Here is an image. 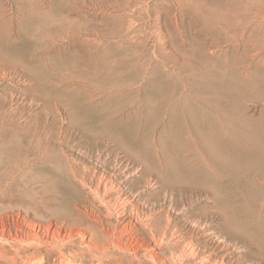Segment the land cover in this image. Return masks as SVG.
<instances>
[{
  "label": "rangeland",
  "instance_id": "1",
  "mask_svg": "<svg viewBox=\"0 0 264 264\" xmlns=\"http://www.w3.org/2000/svg\"><path fill=\"white\" fill-rule=\"evenodd\" d=\"M91 3L98 19L102 9L118 6ZM226 3L219 11L204 0H125V18L115 13L103 25L110 29L109 43L101 45L104 55L94 63L105 67L86 66L85 74L63 67L60 93L67 100L60 114L43 113L36 121L18 89L26 83L9 94L1 86L0 95L7 97H0V127L40 122V127L125 130L134 154L154 171L164 167L178 184L197 186L201 206L214 212L215 224L242 236L247 252L255 255L257 244L249 238L264 241V2ZM101 28L95 37L104 36ZM74 82L92 91L91 102L78 100L84 90L69 88ZM12 94L18 98L12 101ZM7 170L0 176V225L13 224L19 212L48 223L65 208V186L51 172L32 170L26 174L35 179L29 185L22 179L9 183L14 175Z\"/></svg>",
  "mask_w": 264,
  "mask_h": 264
},
{
  "label": "bare ground",
  "instance_id": "2",
  "mask_svg": "<svg viewBox=\"0 0 264 264\" xmlns=\"http://www.w3.org/2000/svg\"><path fill=\"white\" fill-rule=\"evenodd\" d=\"M107 1L118 6L102 9L98 19L92 0H0L2 93L26 83L18 89L31 115L58 116L67 100L60 93L63 67L71 65L81 74L86 66L101 69L94 61L104 55L101 45L109 43L105 34L110 29L103 25L115 13L125 18V0ZM204 3L219 11L227 8L226 0ZM98 27L102 38L95 37ZM71 87L85 89L75 82ZM91 92L82 91L78 100L91 102ZM16 96L12 94V101ZM39 123L0 127L1 180L9 167L12 184L22 179L31 185L35 179L26 174L49 171L65 186V208L55 211L48 223L19 212L13 224L0 225V264H264L263 240L249 238L258 247L250 255L244 238L215 224L214 212L201 206L202 191L171 180L164 167L154 171L125 143V130ZM211 238L214 244L207 242Z\"/></svg>",
  "mask_w": 264,
  "mask_h": 264
}]
</instances>
